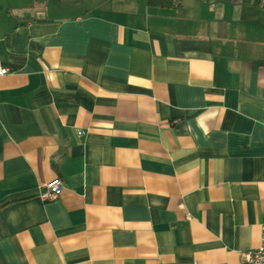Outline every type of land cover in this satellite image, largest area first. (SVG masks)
Returning <instances> with one entry per match:
<instances>
[{
    "label": "crops",
    "instance_id": "crops-1",
    "mask_svg": "<svg viewBox=\"0 0 264 264\" xmlns=\"http://www.w3.org/2000/svg\"><path fill=\"white\" fill-rule=\"evenodd\" d=\"M171 1L0 0V264L259 245L264 0Z\"/></svg>",
    "mask_w": 264,
    "mask_h": 264
},
{
    "label": "built area",
    "instance_id": "built-area-1",
    "mask_svg": "<svg viewBox=\"0 0 264 264\" xmlns=\"http://www.w3.org/2000/svg\"><path fill=\"white\" fill-rule=\"evenodd\" d=\"M9 72V68L4 66L0 61V76ZM63 189L60 179H54L45 183L39 193L38 197L44 201L55 200ZM242 264H264V224L261 226L260 243L257 247L248 249L242 254Z\"/></svg>",
    "mask_w": 264,
    "mask_h": 264
},
{
    "label": "trees",
    "instance_id": "trees-1",
    "mask_svg": "<svg viewBox=\"0 0 264 264\" xmlns=\"http://www.w3.org/2000/svg\"><path fill=\"white\" fill-rule=\"evenodd\" d=\"M148 3L151 5H159V6L172 5L171 0H148Z\"/></svg>",
    "mask_w": 264,
    "mask_h": 264
}]
</instances>
